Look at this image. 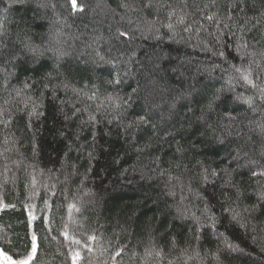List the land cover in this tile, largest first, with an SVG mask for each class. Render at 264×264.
Wrapping results in <instances>:
<instances>
[{
	"label": "trees",
	"instance_id": "obj_1",
	"mask_svg": "<svg viewBox=\"0 0 264 264\" xmlns=\"http://www.w3.org/2000/svg\"><path fill=\"white\" fill-rule=\"evenodd\" d=\"M34 243L264 264V0H0V251Z\"/></svg>",
	"mask_w": 264,
	"mask_h": 264
},
{
	"label": "rangeland",
	"instance_id": "obj_2",
	"mask_svg": "<svg viewBox=\"0 0 264 264\" xmlns=\"http://www.w3.org/2000/svg\"><path fill=\"white\" fill-rule=\"evenodd\" d=\"M33 256V249L31 250V252L29 253V255H27L26 257L22 258V259H11L8 256H6L4 253H2L0 251V264H13V262H20L22 260H28V263L31 259H28L29 257L32 258Z\"/></svg>",
	"mask_w": 264,
	"mask_h": 264
},
{
	"label": "snow or ice",
	"instance_id": "obj_3",
	"mask_svg": "<svg viewBox=\"0 0 264 264\" xmlns=\"http://www.w3.org/2000/svg\"><path fill=\"white\" fill-rule=\"evenodd\" d=\"M73 5L75 6V0H73ZM182 22L183 21H181V23ZM169 27H171V25H169ZM237 71H239V69H237ZM244 79L247 80V76H245ZM93 239H94V237H93ZM33 241H35V237H33ZM34 252H35V243L33 244V253ZM28 259H31V257H29ZM13 264H17V262H13ZM18 264H28V260H22V261L18 262Z\"/></svg>",
	"mask_w": 264,
	"mask_h": 264
}]
</instances>
